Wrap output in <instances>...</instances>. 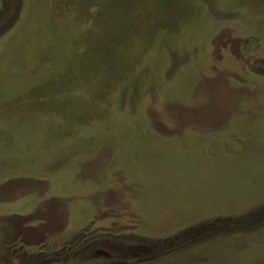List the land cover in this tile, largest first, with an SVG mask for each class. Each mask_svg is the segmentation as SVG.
<instances>
[{
    "label": "rangeland",
    "instance_id": "374dc122",
    "mask_svg": "<svg viewBox=\"0 0 264 264\" xmlns=\"http://www.w3.org/2000/svg\"><path fill=\"white\" fill-rule=\"evenodd\" d=\"M5 173L100 209L67 264H264V0H0Z\"/></svg>",
    "mask_w": 264,
    "mask_h": 264
},
{
    "label": "crops",
    "instance_id": "0c3cea01",
    "mask_svg": "<svg viewBox=\"0 0 264 264\" xmlns=\"http://www.w3.org/2000/svg\"><path fill=\"white\" fill-rule=\"evenodd\" d=\"M18 180L9 173L0 180V264H67L80 260L92 263L102 258L109 262V257L116 255L120 258L122 251L111 249V243L84 236L87 230L93 231L89 227L104 218L100 209L95 210L90 195L85 199L79 197L75 186L63 191L60 183L46 188L39 182L24 185L19 180L22 184L14 185ZM14 241L38 246L50 244L52 250L31 256L23 248L13 246ZM67 244V248H60ZM84 247L82 259L80 250Z\"/></svg>",
    "mask_w": 264,
    "mask_h": 264
}]
</instances>
